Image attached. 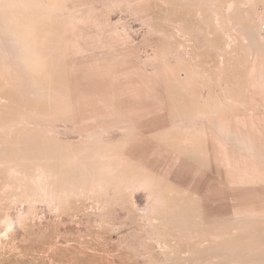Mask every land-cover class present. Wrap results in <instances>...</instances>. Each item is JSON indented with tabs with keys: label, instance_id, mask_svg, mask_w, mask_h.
Masks as SVG:
<instances>
[{
	"label": "rangeland",
	"instance_id": "rangeland-1",
	"mask_svg": "<svg viewBox=\"0 0 264 264\" xmlns=\"http://www.w3.org/2000/svg\"><path fill=\"white\" fill-rule=\"evenodd\" d=\"M0 264H264V0H0Z\"/></svg>",
	"mask_w": 264,
	"mask_h": 264
}]
</instances>
